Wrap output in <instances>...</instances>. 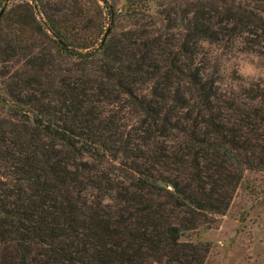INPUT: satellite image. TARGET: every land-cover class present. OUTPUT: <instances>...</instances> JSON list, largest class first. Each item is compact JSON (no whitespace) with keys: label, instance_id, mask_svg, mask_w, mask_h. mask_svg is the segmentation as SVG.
<instances>
[{"label":"trees","instance_id":"1","mask_svg":"<svg viewBox=\"0 0 264 264\" xmlns=\"http://www.w3.org/2000/svg\"><path fill=\"white\" fill-rule=\"evenodd\" d=\"M247 172L264 0H0V264H204Z\"/></svg>","mask_w":264,"mask_h":264},{"label":"rangeland","instance_id":"2","mask_svg":"<svg viewBox=\"0 0 264 264\" xmlns=\"http://www.w3.org/2000/svg\"><path fill=\"white\" fill-rule=\"evenodd\" d=\"M125 0H117L122 7ZM150 12H155L153 2ZM246 58H232L222 65L223 76L232 70L244 78H253L242 73ZM193 243L207 244L204 264H264V174L247 172L244 175L232 202L223 215H215L209 225L189 231L182 237Z\"/></svg>","mask_w":264,"mask_h":264},{"label":"clouds","instance_id":"3","mask_svg":"<svg viewBox=\"0 0 264 264\" xmlns=\"http://www.w3.org/2000/svg\"><path fill=\"white\" fill-rule=\"evenodd\" d=\"M241 71L242 73L252 76L253 78H256V76L259 74L258 70L252 64H245Z\"/></svg>","mask_w":264,"mask_h":264}]
</instances>
